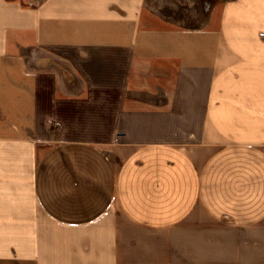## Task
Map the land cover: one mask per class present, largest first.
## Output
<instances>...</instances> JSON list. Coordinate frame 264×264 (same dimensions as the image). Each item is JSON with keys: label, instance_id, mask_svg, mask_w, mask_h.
Returning <instances> with one entry per match:
<instances>
[{"label": "crops", "instance_id": "1", "mask_svg": "<svg viewBox=\"0 0 264 264\" xmlns=\"http://www.w3.org/2000/svg\"><path fill=\"white\" fill-rule=\"evenodd\" d=\"M158 4L0 0V264H264V0Z\"/></svg>", "mask_w": 264, "mask_h": 264}, {"label": "rangeland", "instance_id": "2", "mask_svg": "<svg viewBox=\"0 0 264 264\" xmlns=\"http://www.w3.org/2000/svg\"><path fill=\"white\" fill-rule=\"evenodd\" d=\"M159 10L175 21L196 26L206 17L205 4L213 0H158Z\"/></svg>", "mask_w": 264, "mask_h": 264}, {"label": "water", "instance_id": "3", "mask_svg": "<svg viewBox=\"0 0 264 264\" xmlns=\"http://www.w3.org/2000/svg\"><path fill=\"white\" fill-rule=\"evenodd\" d=\"M49 63H51V62L48 61V60H42V61L40 62V65H46V64H49Z\"/></svg>", "mask_w": 264, "mask_h": 264}]
</instances>
